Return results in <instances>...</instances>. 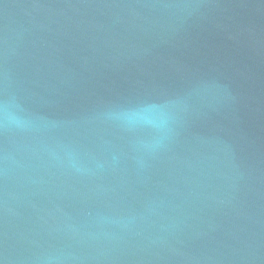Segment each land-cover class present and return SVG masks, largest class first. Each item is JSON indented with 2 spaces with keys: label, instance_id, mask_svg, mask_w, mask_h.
I'll use <instances>...</instances> for the list:
<instances>
[{
  "label": "water",
  "instance_id": "obj_1",
  "mask_svg": "<svg viewBox=\"0 0 264 264\" xmlns=\"http://www.w3.org/2000/svg\"><path fill=\"white\" fill-rule=\"evenodd\" d=\"M0 264H264V0H0Z\"/></svg>",
  "mask_w": 264,
  "mask_h": 264
}]
</instances>
